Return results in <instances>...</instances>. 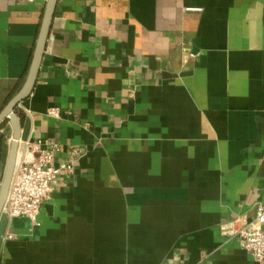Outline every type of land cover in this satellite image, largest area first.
I'll return each instance as SVG.
<instances>
[{
  "label": "crops",
  "instance_id": "0c3cea01",
  "mask_svg": "<svg viewBox=\"0 0 264 264\" xmlns=\"http://www.w3.org/2000/svg\"><path fill=\"white\" fill-rule=\"evenodd\" d=\"M47 1L0 0V113ZM22 105L73 171L0 264H257L234 231L264 203V0H59Z\"/></svg>",
  "mask_w": 264,
  "mask_h": 264
},
{
  "label": "built area",
  "instance_id": "2783aa9c",
  "mask_svg": "<svg viewBox=\"0 0 264 264\" xmlns=\"http://www.w3.org/2000/svg\"><path fill=\"white\" fill-rule=\"evenodd\" d=\"M57 117L58 111H50ZM11 137L7 138V143ZM8 200L3 213L10 222L16 218H26L38 225L42 206L53 193L54 182L73 171V164L54 163V154L60 150L54 141L40 140L37 143H21ZM255 223L259 228L244 226L234 231L242 250L250 253L257 264H264V203L255 208ZM7 240H12L9 236Z\"/></svg>",
  "mask_w": 264,
  "mask_h": 264
},
{
  "label": "water",
  "instance_id": "95a60500",
  "mask_svg": "<svg viewBox=\"0 0 264 264\" xmlns=\"http://www.w3.org/2000/svg\"><path fill=\"white\" fill-rule=\"evenodd\" d=\"M58 1L59 0L47 1L41 22L40 32L25 83L18 94L0 113V130L2 131V134L0 135V155L1 157H7L6 168L0 185L1 239L6 236L10 225V220L3 213V211L8 200L16 168L18 152L21 147L20 144L29 143L31 138L32 123L22 104L29 99L36 86ZM8 137H11V142L9 144L7 143Z\"/></svg>",
  "mask_w": 264,
  "mask_h": 264
}]
</instances>
